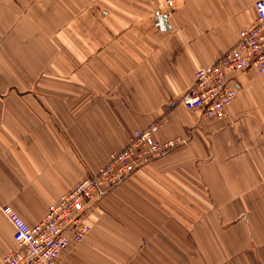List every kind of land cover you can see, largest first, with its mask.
I'll use <instances>...</instances> for the list:
<instances>
[{
    "label": "crops",
    "instance_id": "obj_1",
    "mask_svg": "<svg viewBox=\"0 0 264 264\" xmlns=\"http://www.w3.org/2000/svg\"><path fill=\"white\" fill-rule=\"evenodd\" d=\"M253 1L0 0V205L34 224L133 129L182 139L100 194L56 264H264V72L233 73L223 118L176 102Z\"/></svg>",
    "mask_w": 264,
    "mask_h": 264
},
{
    "label": "built area",
    "instance_id": "obj_2",
    "mask_svg": "<svg viewBox=\"0 0 264 264\" xmlns=\"http://www.w3.org/2000/svg\"><path fill=\"white\" fill-rule=\"evenodd\" d=\"M159 1L164 19L173 2ZM252 5L253 21L236 31L232 44L213 62L194 69L193 79L177 103L198 109L204 117L223 118L236 93L233 73L249 69L264 72V0H254ZM158 128V122L152 121L133 129L119 150L111 151L104 164L49 203L34 224H27L11 206L1 204L0 211L12 227L14 248L0 258V264H56L69 244L81 242L89 233L87 216L100 194L182 142L178 136L157 137Z\"/></svg>",
    "mask_w": 264,
    "mask_h": 264
}]
</instances>
